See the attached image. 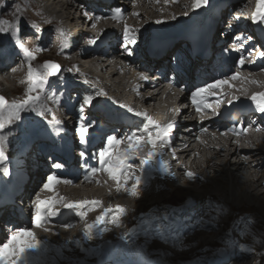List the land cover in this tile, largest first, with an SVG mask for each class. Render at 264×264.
I'll return each instance as SVG.
<instances>
[{"label": "bare ground", "instance_id": "obj_1", "mask_svg": "<svg viewBox=\"0 0 264 264\" xmlns=\"http://www.w3.org/2000/svg\"><path fill=\"white\" fill-rule=\"evenodd\" d=\"M126 1H128L126 6L122 5L123 0H118L110 4L105 16L102 14L94 15V19H90L86 26L87 31H85L86 29L84 27L79 28V32L82 34V45L78 50L85 56L82 60L84 61L82 68L84 71L86 70V75L91 79L85 77L82 81L83 84L78 80L79 76L77 74V77L72 80L68 78L64 79V93H60L62 104L61 106H57L58 112L62 109V113L54 114L53 110L52 114L48 117V119H51L52 116H55L60 121L59 127L63 129L60 137L52 136L55 139L53 146L51 145L50 138L47 136L24 138L14 135L9 138V143L5 148L7 159L3 165V167L8 169L7 174L15 173L16 168L24 160V156L19 153L15 155L14 150L12 148L10 150L12 144L19 146V144L25 143V153L29 156L40 154L41 160L45 162H49L53 156H57L59 161L64 164L65 152L71 151L74 147V134L72 129L68 130L62 125L63 116L67 110H70V114H73L74 109L78 108L82 102L84 95L91 94L93 96L92 106L107 107L118 114L125 115L129 119V122L123 129H126L128 136L133 133H138L142 129L145 121L142 116L138 117L135 113L144 112L132 109L124 104H139V98L144 97V93L136 87H133L131 83V79H139L140 75H144L138 67V60L147 63L144 47L146 44L169 43V47H175L176 49L175 41L171 42V40L181 38L187 31L195 32L196 27L190 25L194 23L201 27L221 18L228 21L227 25L229 29L227 27L222 29L227 34L220 42L226 63L221 70H214L213 77L222 79L226 77L222 74L225 71L227 77L237 72L236 62L241 55L246 57L245 63L240 69L242 79L230 81L231 87L225 86L227 93L224 96L223 103L226 104L225 107L227 109L232 107H246L248 109L246 117L252 119L255 127L246 128V133L234 134L233 132L227 131L229 128L235 127L233 126L234 122L233 124L224 122L218 127L215 121L209 122V119L217 111L214 104L213 108L204 109L200 113H197L196 110L193 112L189 108L188 112L192 118L198 121L199 126L207 128L209 132L198 133L192 128L189 129V132L192 134L187 136V149L183 151L185 157L183 159L184 161H182L185 163L186 168L181 170L182 175H178L181 176L179 179H176L172 174L170 170L171 165L167 164L161 156V151L165 147L158 148L157 152L160 154L154 158L151 165L145 166L142 175L143 184L139 197H132L124 191L117 192L114 182L109 180L103 172H99L93 176L91 182L86 181L85 177L88 170L93 166L98 167V160H89L87 169L81 168L80 164L76 168H72V165L64 164L61 170H54L50 165L48 166L46 175L50 172L57 171V174L61 178L73 181L72 184L61 183L56 186L55 192L59 196L65 198L68 202L99 200L102 202L100 208L96 211L89 212L84 221L79 220L74 211L61 209L59 216L51 222L45 223L42 227L33 228L31 227V221L27 223L22 219H14L9 224V227L13 228L12 232L18 228H28L35 234L39 241L43 242L42 248L31 254L34 258V264H69V262L71 264H116L120 261L130 260L124 255V251L129 257L130 253L134 251L130 245V240L126 237L127 229L125 225L128 222L126 219L128 220V217L133 215L136 207L145 205L148 207H165L171 202L185 201L186 207L199 209L198 214L200 218L209 210V201H211L212 204H219L225 208L255 209L261 215L260 219L263 221V229L261 230L259 238L256 241L249 240L248 247H245L244 250L243 246L245 244L238 247V251L236 253L234 252L232 256L230 255L231 257L226 261V264H254L260 260V254L264 253V114H259L255 111L256 115H253L254 108L251 105V101L248 102V100L251 95L264 92V57L257 58L259 54L258 50L264 52V40L258 37H255L253 40L250 36L251 40L245 39L238 42L236 38L238 36L246 38L254 32L256 25L252 23L251 17L256 8V0H213L204 12L193 10V0H167V2L166 0ZM92 2V0L75 1L74 3L68 1L64 5V8L59 11L60 2L58 0H54L52 3L49 0H16L17 5L8 4L3 6V9H0V19L5 17L20 20L18 26L20 30H22L21 24L23 22H29L30 24L37 23L39 27H44V30H46L44 25L47 23L54 27V30L50 33L44 31L43 35L38 37V41L36 37V40H34L27 35L25 33L26 31L19 33V43L29 51H33L35 60L31 61V63L34 67H38L47 61L46 55L48 54H55L56 57L53 55L51 58L58 59L57 56L62 53V39H67L68 41L70 37V33L64 31L65 28L63 26H68V24L63 23L64 20L71 18L75 14H84L86 16L87 11H89L87 8ZM26 7H28V10H26ZM179 8L180 10H177ZM116 9H120L123 19L113 20L107 18ZM134 13L136 15H133ZM96 16L104 18L96 20ZM157 20H161L162 23L156 24L155 21ZM16 22L9 23L6 29L11 32V29L17 26ZM69 22V25L73 27L75 21ZM238 22H241L239 23L241 25L240 27H236V23ZM93 23L96 24L95 28L91 26ZM2 25L1 27H3ZM125 25L133 29H140L141 40L142 38H147V36L151 37L145 44H140L139 50L132 56L123 54L120 47ZM259 26L264 28V25ZM39 27H36L34 30H37ZM162 27L169 29L164 30ZM143 29L155 30V33H149V31L144 33ZM229 30L232 32H229ZM241 30H244V34L240 33ZM166 31L171 32L164 34ZM30 33L32 34V32ZM61 33L64 35L62 36ZM231 33L233 35L232 38ZM221 34V32L216 31L213 38L215 39ZM50 35L53 36L57 47L50 43L49 40H52ZM156 35L163 38L156 39ZM188 35L189 33L185 37ZM89 37H99L96 45L100 42L103 43L104 46L102 49L97 50L96 45H89L88 40L83 41ZM106 37H111L108 38V44H105V41L103 42V39ZM241 43L243 44L242 48L240 47ZM0 46H6V48L0 50V94L7 92L24 94L26 88L27 61L18 58V54H11L10 46L13 49L18 48L16 40L0 39ZM42 46L46 48L43 49ZM37 48L42 50H36ZM65 51H68V49ZM75 51H69L65 56V62L60 64L64 69L68 70L76 65V60H73L75 57L77 58V52L75 53ZM256 51L257 54H255ZM102 52L103 54L106 53V56L110 57L120 70L119 80H115L118 74H114L115 72L113 71L112 65L108 63V59H96L97 55ZM180 61H184V59L181 58ZM99 63H101L100 72L102 73H106V70L109 68L108 66H111V72L107 76L109 79L105 75H101L100 72L96 74V71L99 70ZM13 68L16 71L13 72ZM62 72L64 74V71ZM126 75L130 77L127 78ZM96 76L101 77L99 78L100 81L95 78ZM121 81L127 82L128 88L132 92H128L125 88L120 87L122 84ZM249 81H256L257 83H250ZM50 82H52L53 87L58 91L60 90V82L57 81L56 77L50 78ZM66 82L73 86L70 90H66ZM5 83H12L13 87L10 85L11 87L8 86L4 90V85L7 86ZM103 85L110 92L111 88L109 86L114 88V93L110 96ZM72 90L74 91V95L71 92ZM97 91H103L104 95L96 96L95 93ZM65 95H73V110L69 109L65 103ZM133 95L135 96V100L132 99ZM145 97L148 100L141 104V106L151 108V110L147 109V112L150 116L157 117L158 120H156V123L158 121L161 123L164 118L163 112L165 109L169 107L167 110H172L173 108L162 104V100L157 94L151 95V97L145 95ZM239 100L245 103H241ZM110 102L116 103V105L112 106ZM121 105L124 107H121ZM48 106L52 109L55 107L51 102L48 103ZM128 108H131L132 112H128ZM85 115L88 117V120L95 121L93 114L85 112ZM234 118H232V121H234ZM44 126L47 127L46 124ZM99 126H103V130H107L108 128L104 127L101 122ZM187 127H189V124L186 123L181 126L182 129ZM235 128L241 129L243 126H236ZM257 128L260 130L257 131ZM12 130L14 129H6L5 134ZM225 132L227 134H221ZM193 136H197L196 141ZM39 146H42V148L39 149ZM97 146L98 140L96 138V142L91 150L87 152L89 157L96 150ZM121 147L123 148L124 145ZM9 150L10 152L7 153ZM147 152L148 148H143L142 156L144 157ZM161 160L164 161L166 169L161 168ZM130 163L134 165V174L140 176L139 160H133ZM61 171L69 172V177L64 178L60 173ZM189 171L194 173L195 180H189L186 177L185 173ZM1 176L6 175L2 173ZM230 183L234 186V190L232 191L231 189L232 192L228 188V184ZM41 189L42 185L35 192L27 194L24 197L27 218L30 217L31 219L34 207L33 202L37 197L45 199L53 195V193L44 192ZM229 192H231V195ZM224 195H226L225 198ZM167 199L169 202L166 201ZM117 205L123 206L126 209V214L121 218L120 227L106 222L99 226L108 229L103 235L99 234L98 228L93 230L94 238L92 240L85 239L83 231L86 224L94 223L96 217L104 209L115 208ZM107 219H110V217ZM68 222L71 223L70 227L63 226L67 225ZM219 233H221V229L217 230L214 236L217 237ZM8 236L9 234L0 236V244L6 242ZM121 236L124 237L123 240L120 239ZM75 241H79L80 243L77 245ZM177 254L183 255L181 252ZM174 260L170 259L169 263L174 264Z\"/></svg>", "mask_w": 264, "mask_h": 264}, {"label": "snow or ice", "instance_id": "obj_2", "mask_svg": "<svg viewBox=\"0 0 264 264\" xmlns=\"http://www.w3.org/2000/svg\"><path fill=\"white\" fill-rule=\"evenodd\" d=\"M167 2V0H166ZM208 5V0H193L192 8L193 10L206 7ZM133 15H136L135 13ZM101 16H96L95 19L99 20ZM113 20L123 19L120 9H116L109 17ZM175 18V17H173ZM252 23L257 25H264V2L262 0H257L256 8L252 13L251 17ZM4 22L0 21V25ZM19 23L17 20V26L11 29L10 36H6L7 39H13L17 41V46L20 51L23 52V56L27 61V74H26V88L24 91V99L21 102L8 104L5 97L0 96V172L7 175L8 169L3 167L6 162L5 148L9 143V138L18 135L24 138H35L38 136H47L51 138L52 136L60 137L63 129L59 127L60 121L52 116L48 119L49 115L52 114L53 109L48 106V103L61 106V92L63 91L64 77L61 72V67L59 64L52 61H45L38 67H34L31 61L35 60L33 51H29L24 48L22 44L19 43ZM156 24H161V20L155 21ZM93 28L96 24L91 25ZM31 27L35 28V25ZM8 32L4 27H0V34ZM63 36L64 34L61 33ZM89 45H96L97 38H87ZM237 41L241 40H251V37H237ZM141 36L140 29H133L124 26L120 47L122 53L127 56L134 55L140 48ZM68 47L67 39H62L61 49ZM243 47V44H240ZM36 50H42L37 48ZM264 57V52H260L257 58ZM246 57L241 55L239 60L236 62L237 72L232 73L230 76L215 79L214 81L205 84L204 86L197 87L191 92V104L194 106L197 113L202 112L204 109L213 108V103L210 102V97L217 96L216 103L220 102V98L217 95V90L223 88L224 86L231 87L230 81H235L242 79L240 75V69L245 63ZM12 71H16L15 68ZM70 71V70H69ZM166 72H171L173 75L183 73L185 68L181 63L179 57L172 56L169 57L167 62ZM150 72V70H149ZM56 77L60 82V90L58 91L52 86L50 78ZM139 79L141 81H146L148 75H140ZM250 83H257L256 81H249ZM87 83V81H85ZM182 91L184 89H181ZM96 96L104 95L103 91H97ZM251 105L254 110L259 114H264V92L255 93L250 97ZM231 103V102H230ZM93 105V96L91 94L84 95L82 102L79 104L77 109L78 112V124L75 127V136L78 137L79 144L86 146L93 139L90 129L92 132L96 131V121L86 120L85 108L91 107ZM121 107H124L121 105ZM128 112H132L131 108L127 109ZM136 116H142L144 118V123L142 129L138 133H133L130 136L124 138H118L116 135H107L106 143L98 152H93L89 157L87 155L86 149L82 148L80 151L81 168H88V161H97L98 167H91L85 177L86 181L91 182L93 176L99 172L106 174L109 180L113 181L117 192L124 191L126 194L132 197H139L141 194V186L143 184L142 175L145 170V166L151 165L154 158L160 153L157 152L158 148H163L169 143L170 135L173 132L174 124L168 123L166 125H160L152 120L151 117L144 113H135ZM36 118H40L39 120ZM44 121L47 127L41 123ZM6 129H14L8 131L5 134ZM260 129L257 128V131ZM202 133L208 131L207 128H201ZM227 131L233 132L234 134L246 133V128L236 129L235 127L229 128ZM222 135L227 134L221 133ZM124 145L122 148L121 146ZM148 148L147 156L144 158L142 156V149ZM139 160L140 165V176L135 175V168L133 163L130 161ZM160 166L162 169H166L164 161H160ZM51 167L54 170H61L64 164L60 161H53ZM171 175V173H169ZM186 177L189 180H195L196 177L192 172H186ZM202 179V178H201ZM72 184L73 181L70 179H63L58 174L57 171L50 172L46 175V179L42 182V191L53 193L48 198L41 199L37 197L35 199L34 207L31 214V227L39 228L45 223L51 222L54 218L61 214L60 210L74 211L75 215L79 220L84 221L91 211H96L100 208L102 202L99 200H82L77 202H68L65 198L59 196L55 192V188L59 184ZM97 183H99L97 181ZM130 185V186H129ZM209 210L204 213L199 219L195 221L196 225L199 224H210L217 219L216 215H212L215 211L217 215L222 211L219 204L212 206V202L209 201ZM2 206V205H0ZM126 214V209L123 206L117 205L115 208H106L101 211L100 215L96 217L94 223L86 224L83 236L87 240H92L93 230L99 228V234L103 235L107 228L99 227L104 223H111L116 227H120L121 218ZM110 219H107L109 218ZM208 217V219H205ZM160 218L153 216L150 220H145L144 223L149 229L153 227V221H157ZM164 220L168 217L165 215ZM65 227H70L71 225H63ZM172 225H165L157 223L155 225L154 231L157 235L161 234L166 228H170ZM147 234V233H146ZM163 238V237H161ZM121 240L124 239L123 236L120 237ZM78 245L80 242L75 241ZM43 246V242L39 241L35 234L28 228H18L12 232L11 235L7 237L6 242L0 244V264H34V258L32 253L37 252ZM71 264V262H69Z\"/></svg>", "mask_w": 264, "mask_h": 264}, {"label": "rangeland", "instance_id": "obj_3", "mask_svg": "<svg viewBox=\"0 0 264 264\" xmlns=\"http://www.w3.org/2000/svg\"><path fill=\"white\" fill-rule=\"evenodd\" d=\"M212 1L213 0H208L209 3L207 6H209V4ZM126 2L128 3V1ZM262 2H264V0H262ZM8 4L17 5L16 0H0V9H3V6H6ZM207 6L197 10L199 12H204ZM26 10H28V7H26ZM177 10H180V8ZM17 20L18 19L15 18H5V17L0 19V21L4 22L2 26L5 29L9 23ZM32 25H35V28L39 27L37 23L30 24L29 22L26 23L23 22L21 24L22 30H20V32L26 31L25 33H27V35H29L34 40L37 39L38 41V37L42 36L44 31L40 30L39 29L40 27L37 30H34L35 28L31 27ZM44 26L45 28L48 27L46 33L48 32L50 33L54 30V27L48 23L45 24ZM162 29L168 30L169 28L162 27ZM28 31L29 33L32 32V34L31 33L29 34ZM143 31L144 33H147L148 31L149 33L152 34L155 33V30L150 31L149 29H143ZM169 32L171 31H166L164 32V34H168ZM6 36H10L9 31L7 33L0 34V39L5 40L7 39L5 38ZM50 38H52V40L51 39L49 40L50 43H52L53 46L57 47V44L55 43V40L53 39L52 35H50ZM108 38L111 37H106L103 39V42L105 41L104 42L105 44L109 43ZM160 38L163 37L156 35V39H160ZM85 40L88 39H84L83 41ZM146 41H149L147 40L146 37L142 38L141 44L142 45L145 44ZM43 45L45 46V44ZM44 46H42L43 49L46 48ZM103 46H104L103 43L100 42L98 43V45H96V49L101 50ZM65 50L66 49L64 48L62 50V53L58 55V56L61 55L60 57L57 56L58 59L51 58V56L53 55L55 56V54L46 55L47 61H52L59 65L64 63L65 56L67 55V53H69V51H65ZM18 58L21 59L22 56L18 54ZM60 67H61V72L64 71V74L62 72L64 79L68 78L69 80H72L75 77H77L75 68L73 69V67H71L67 70L64 69V67H62L61 65ZM98 69H97L98 71H96V74H99L100 72V63ZM84 72H86V70ZM109 72L110 69L108 68L106 70V73H102V72L100 73L101 75L103 74L107 77L110 74ZM87 79H91V78L88 77ZM115 79L119 80L118 77H116ZM5 84L7 86L4 85V90L8 86L13 87L12 83H5ZM71 92L74 95V91L72 90ZM0 96L5 97L9 105L16 102H21L25 98L24 94H17V93L12 94L8 92L5 94H0ZM110 104L112 106L116 105V103L113 102H110ZM167 109H165V111ZM169 111L173 112L174 108ZM36 119L39 120L40 118H36ZM41 123L44 125L46 124L44 121H41ZM25 147H26L25 143H21L19 144V146L12 144L10 146V150L12 148L15 152V155L19 153L20 155L24 156V154L25 155L27 154L25 153L26 152ZM10 150L7 153H9ZM1 174L2 172H0V175ZM228 188L230 189V191L231 189L233 191L234 190L233 184L232 183L228 184ZM231 192H229V194ZM225 196L226 195H224V198ZM166 201L169 202L168 199ZM214 205L215 204H212L213 207ZM221 208L222 211L218 215L215 211L212 212V215L217 216V219L214 222L210 224L202 223L196 225L195 221L199 219V214H198L199 209L193 207H186L185 201L171 202L170 204H167L165 207H148L146 205L136 207L133 213L134 216L132 215L128 217V220L126 219V221L128 222L125 225V228L127 229L126 237L130 240V245L134 249V251L130 253L129 259L131 258L134 260L145 259V260H150L155 264H170L169 263L170 259L171 260L175 259L174 264H200L201 262L205 264H213L216 260L223 261L230 258L234 252L236 253L238 251V247L242 246L243 244H245V246H243V250H244L245 247H248L247 244L249 240L256 241L259 238V235L261 234V230L263 229V221L260 219L261 215H259L255 209H251V210L233 209L230 207L225 208L223 206H221ZM165 215H167L168 217L167 220L163 219ZM153 216H156L160 219L157 221H153V227L149 229L148 226L144 223V221L150 220L151 217ZM205 219H208V217H206ZM157 223L172 225V226L170 228H166L161 234L157 235L154 231L155 225ZM220 229H221V233H219L217 237L214 236V233ZM179 252L183 253V255L177 254ZM123 253H125V251ZM126 256L128 257L127 254ZM257 263L264 264V253L260 254V260L258 262H255L254 264Z\"/></svg>", "mask_w": 264, "mask_h": 264}, {"label": "trees", "instance_id": "obj_4", "mask_svg": "<svg viewBox=\"0 0 264 264\" xmlns=\"http://www.w3.org/2000/svg\"><path fill=\"white\" fill-rule=\"evenodd\" d=\"M151 37L150 36H147V40L150 39Z\"/></svg>", "mask_w": 264, "mask_h": 264}]
</instances>
